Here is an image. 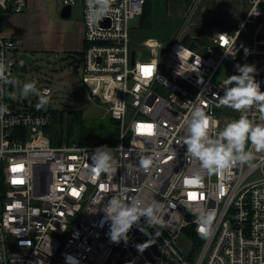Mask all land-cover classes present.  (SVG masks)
Here are the masks:
<instances>
[{"label": "built area", "instance_id": "1", "mask_svg": "<svg viewBox=\"0 0 264 264\" xmlns=\"http://www.w3.org/2000/svg\"><path fill=\"white\" fill-rule=\"evenodd\" d=\"M27 1L0 0V12L20 13ZM58 1L60 8L81 5V82L118 122L117 142L103 145L114 150L116 163L113 171L92 174L91 156L101 146H52L45 132L51 111L15 106L7 95L13 68L28 62L16 52L20 40L1 36L0 23V63L9 81L0 80V105L8 107L0 115V264H69V258L75 264H264V152L249 144L250 164L209 174L183 143L193 104L212 118V136L240 118L218 98L228 87L227 78L217 77L225 61L254 65L264 91V0H248L237 28L212 33L208 44L190 48L176 38L160 55V45L144 41L152 56L140 60L134 52L132 63L128 23L142 14L145 0H111L94 22L87 0ZM224 33L229 37L217 36ZM45 90L52 92L42 86L40 93ZM244 114L264 123L255 106ZM141 125L155 127L149 134ZM147 156L153 163L145 170L139 160ZM197 174L199 182L189 183ZM113 196L160 207L163 223L141 218L127 243L110 242L99 209ZM197 209L215 213L208 237L197 234Z\"/></svg>", "mask_w": 264, "mask_h": 264}, {"label": "clouds", "instance_id": "2", "mask_svg": "<svg viewBox=\"0 0 264 264\" xmlns=\"http://www.w3.org/2000/svg\"><path fill=\"white\" fill-rule=\"evenodd\" d=\"M110 3L111 0H87L88 20L94 22L100 19L109 10ZM217 36L223 39L229 37L226 33ZM245 51L247 52L246 49ZM5 67V64L0 63V80L9 83L5 76ZM235 69L237 74L227 77L224 84L228 87L224 89L223 96L218 98L222 105L241 112L240 118L228 122L215 136L210 135L209 131L212 118L200 106L193 104L190 117L185 120L186 135L183 143L186 145L187 153L209 174H223L225 170L237 164H250L254 154L252 150L247 149L246 146L249 144L256 153L264 152V123H256L244 114L254 106L264 114V91H261L260 83L255 80L256 68L254 65L237 64ZM23 93L24 95L36 93L35 82L25 83ZM46 97L45 90L40 95V105L48 102ZM7 111V105H0V115ZM261 120L264 121V115L261 116ZM143 126L144 128L140 130L149 134L155 127ZM113 151L107 146L96 148L91 156L89 171L94 175L113 171L116 163L112 156ZM152 163L151 156L139 160V166L145 170L149 169ZM193 181L199 182L198 174L195 179H190L188 182ZM99 211L103 213L101 225L105 223L109 225L108 238L110 242L116 244L121 241L127 243L129 231L141 218L152 225L163 223L160 207L147 203L140 197H132L125 202L119 196H113L101 205ZM214 219V211L197 209V219L194 221L197 234L201 237L211 235ZM142 247L143 245L137 246L139 251ZM69 264H75L72 258H69Z\"/></svg>", "mask_w": 264, "mask_h": 264}, {"label": "rangeland", "instance_id": "3", "mask_svg": "<svg viewBox=\"0 0 264 264\" xmlns=\"http://www.w3.org/2000/svg\"><path fill=\"white\" fill-rule=\"evenodd\" d=\"M187 1L189 0H150L149 10L152 21L150 27H141L138 18L129 21L128 47L130 51L135 52L137 59L146 60L152 56L151 48L144 43L146 38H155L160 42L161 47H166L171 42L172 39L166 37V34L160 37L157 32L167 33L171 27L169 25H174L177 22L170 15L165 16L168 7L174 3L173 6L182 9ZM58 2V0H47L46 5L40 8H35L31 3L27 12H25V8L20 13L11 12L14 15L13 19L19 21L18 36L21 37L25 47L22 55L33 58L37 69H31L28 64L23 68L14 67L11 87L7 89V95L15 106H23L26 103L27 106L37 109L64 111L63 124L59 126L64 132L67 124L66 114L72 110H80L82 118L87 123L106 118L108 111L104 104L89 97L80 80V70L73 71L70 68V62H68L70 57L67 55H75V51L81 50L80 45L76 43L73 49L68 47L70 35L69 32L67 33L69 27L71 31L83 32L81 5L75 4L71 17L63 19L59 16ZM243 3L241 0L238 7L244 8ZM53 5L57 7L56 10ZM238 7L236 6L228 11L227 15H224L221 9H217L221 7L211 3L207 5L203 0L196 4L195 9L192 8L190 20L203 27L207 26L209 22L232 24L235 22L233 15L239 13ZM243 11L245 14V8ZM165 20L169 22L168 25H164ZM156 24L158 25L156 26ZM143 29L146 31H142ZM234 70H236L235 67L225 61L220 67L217 77L227 78L235 74ZM30 82H35L36 93L24 95L23 86ZM42 86H47L52 92L46 97L48 102L40 105ZM63 138H65L64 133Z\"/></svg>", "mask_w": 264, "mask_h": 264}, {"label": "crops", "instance_id": "4", "mask_svg": "<svg viewBox=\"0 0 264 264\" xmlns=\"http://www.w3.org/2000/svg\"><path fill=\"white\" fill-rule=\"evenodd\" d=\"M201 1H203V0H189L186 3H184V6H183L182 9L177 7V6H173L174 3L172 5H170L168 7L167 11L165 12L166 13L165 16H167V15L169 16L170 15L171 18H173V20H177V22L174 23V25H169V26H171L169 28V32H167V33L160 32L162 34L157 32L159 34V36L162 37L164 34H166L165 35L166 37L172 39L169 44H171L176 38L177 39L179 38V40L183 44H184L185 41H187V42H191L192 41L193 42L194 40H197L194 43L195 44L194 47H190V46L186 45V46H188L190 48H196L198 45L208 44L210 42L212 33H214V32H219V31L233 32V30L236 29L237 25L239 24L242 16L244 15L243 9L245 8V11H247V8H248V0H243V2H244L243 3V5H244L243 7L244 8L238 7V4L241 2V0H204V1H206L207 5L209 3H211V4L215 5V6L221 7V8H217V9H221L224 15H227L228 11H230L231 9L236 8V6L239 9L238 10L239 13L237 15H233V17H235V22L232 23V24H230V23L209 22V24L207 26L203 27V26L198 25V24H196V23H194V22H192L190 20L192 8L194 7V9H195L196 4H198ZM46 2H47V0H29V1H27L26 6H25V12H27V9H29V6H30L31 3L34 5L35 8H40V7L44 6V5H46ZM58 4H59V2H58ZM53 8L55 10L57 9V7L55 5H53ZM59 8H60V4H59ZM54 9H52V11H54ZM11 12L12 11H10V10L1 11L0 12L1 36L20 40L22 45H23L22 46L23 49H22V47L18 48L16 52H17V54L18 53L22 54V51L25 50V47H24V43H23L21 37L18 36L19 34H18V31H17V27H18V22L19 21L17 22V21H15L13 19L14 15ZM140 16L135 17V18H138L139 25L141 27H144V26L150 27L151 22H152L151 21V16L149 15L148 22L145 23L144 26H142V24H141L142 19L140 18ZM168 23L169 22L167 20H165L164 25H168ZM158 24H156V26ZM142 31L145 32L146 30L143 29ZM68 32H69V35H70L69 36V40H68V47L73 49V47L76 46V44H79L80 47L82 48V45H83L82 33L76 32V31H71L70 27L67 30V33ZM146 39L147 40H145V42L153 41L157 45L160 44V42H158L153 37H148ZM80 52H81V50L80 51H75L74 53H80ZM67 56L70 57V59H68L69 60L68 62H70V68L73 70V67H75V63H78L77 67H78V69L81 72V69H82V62H81L82 61V57L81 56H77V55L76 56L67 55ZM77 59H79V62H77ZM80 80H81V75H80ZM83 86H84V88L86 90V87H85L84 84H83ZM93 100H95V99H93ZM108 116L110 117L109 113H108ZM50 122H51V120H50ZM49 125H50V123H49ZM62 144H66V143H62ZM71 144H74V143H71ZM99 146H103V145H99Z\"/></svg>", "mask_w": 264, "mask_h": 264}, {"label": "trees", "instance_id": "5", "mask_svg": "<svg viewBox=\"0 0 264 264\" xmlns=\"http://www.w3.org/2000/svg\"><path fill=\"white\" fill-rule=\"evenodd\" d=\"M150 0H145L144 8L140 18L142 19V26L148 22L150 15L149 10ZM193 42L185 41L184 44L194 47ZM81 56L80 53H75L74 56ZM79 62V59H77ZM78 63H75L73 70L76 71ZM64 111H51V122L50 125L45 128V132L49 136L50 144L52 146H58L62 143L82 146H99V145H113L118 140V122L113 120L111 117L100 120H94L92 122H85L82 118L80 110L75 109L66 114L67 124L64 132L59 127L63 124ZM63 133L65 138H63Z\"/></svg>", "mask_w": 264, "mask_h": 264}, {"label": "water", "instance_id": "6", "mask_svg": "<svg viewBox=\"0 0 264 264\" xmlns=\"http://www.w3.org/2000/svg\"><path fill=\"white\" fill-rule=\"evenodd\" d=\"M71 13H72V8L70 5H66V6H63L62 8H60L59 10V16L63 19H69L71 17ZM164 51V48L162 47L160 49V55H162ZM22 58L28 62L29 66L31 69H34L36 70L37 67L35 66V60L31 57H28L26 55H22ZM134 60V51L132 50L131 51V63L133 62ZM31 94V93H30ZM179 244L181 245L182 249L184 250V252H187L188 249L190 248V243L189 241H187L184 237H182L180 240H179Z\"/></svg>", "mask_w": 264, "mask_h": 264}, {"label": "snow or ice", "instance_id": "7", "mask_svg": "<svg viewBox=\"0 0 264 264\" xmlns=\"http://www.w3.org/2000/svg\"><path fill=\"white\" fill-rule=\"evenodd\" d=\"M221 39H223V38H221ZM149 71H150V69H147V68L144 69L145 74H147ZM140 128L143 129L144 126L141 125ZM192 183H194V181Z\"/></svg>", "mask_w": 264, "mask_h": 264}]
</instances>
